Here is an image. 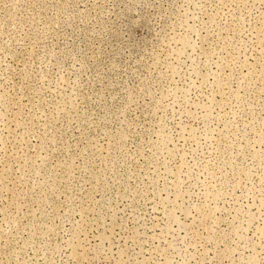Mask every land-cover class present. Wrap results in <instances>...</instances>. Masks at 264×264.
Returning <instances> with one entry per match:
<instances>
[{
	"label": "rangeland",
	"instance_id": "obj_1",
	"mask_svg": "<svg viewBox=\"0 0 264 264\" xmlns=\"http://www.w3.org/2000/svg\"><path fill=\"white\" fill-rule=\"evenodd\" d=\"M0 264H264V0H0Z\"/></svg>",
	"mask_w": 264,
	"mask_h": 264
}]
</instances>
